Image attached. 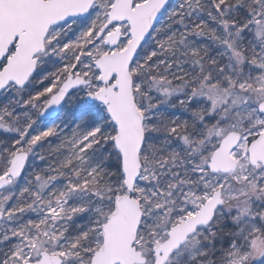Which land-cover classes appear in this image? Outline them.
<instances>
[{
  "label": "snow or ice",
  "instance_id": "6c2138e0",
  "mask_svg": "<svg viewBox=\"0 0 264 264\" xmlns=\"http://www.w3.org/2000/svg\"><path fill=\"white\" fill-rule=\"evenodd\" d=\"M0 264H264V0H0Z\"/></svg>",
  "mask_w": 264,
  "mask_h": 264
}]
</instances>
